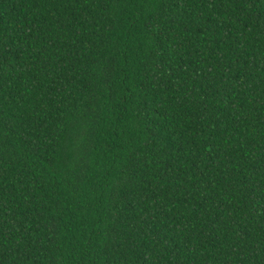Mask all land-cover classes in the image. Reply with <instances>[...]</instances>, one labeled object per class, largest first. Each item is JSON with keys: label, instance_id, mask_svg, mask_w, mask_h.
Segmentation results:
<instances>
[{"label": "trees", "instance_id": "16d2710c", "mask_svg": "<svg viewBox=\"0 0 264 264\" xmlns=\"http://www.w3.org/2000/svg\"><path fill=\"white\" fill-rule=\"evenodd\" d=\"M0 264H264V0H0Z\"/></svg>", "mask_w": 264, "mask_h": 264}]
</instances>
